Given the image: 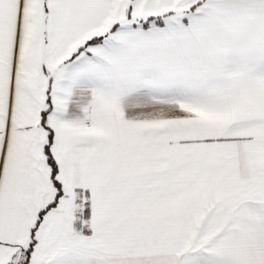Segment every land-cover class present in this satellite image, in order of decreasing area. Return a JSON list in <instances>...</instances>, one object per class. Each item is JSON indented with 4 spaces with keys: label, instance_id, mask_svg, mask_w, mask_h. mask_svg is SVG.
Wrapping results in <instances>:
<instances>
[{
    "label": "crops",
    "instance_id": "obj_1",
    "mask_svg": "<svg viewBox=\"0 0 264 264\" xmlns=\"http://www.w3.org/2000/svg\"><path fill=\"white\" fill-rule=\"evenodd\" d=\"M5 226L27 264H264V0H0Z\"/></svg>",
    "mask_w": 264,
    "mask_h": 264
},
{
    "label": "rangeland",
    "instance_id": "obj_2",
    "mask_svg": "<svg viewBox=\"0 0 264 264\" xmlns=\"http://www.w3.org/2000/svg\"><path fill=\"white\" fill-rule=\"evenodd\" d=\"M152 103L148 104L146 108L155 109L160 106L155 105L157 104L155 101ZM62 208L63 206H60L52 214H49L43 225H45V227H50V225L53 224L57 232H63L65 230L64 223H66L67 217ZM30 229V227H0V264H21L22 260H24L28 242L30 241Z\"/></svg>",
    "mask_w": 264,
    "mask_h": 264
},
{
    "label": "trees",
    "instance_id": "obj_3",
    "mask_svg": "<svg viewBox=\"0 0 264 264\" xmlns=\"http://www.w3.org/2000/svg\"><path fill=\"white\" fill-rule=\"evenodd\" d=\"M48 112V109L43 111L42 113V122L44 123L45 122V119H46V114ZM50 141H51V137L49 135V140L47 142V144L45 145V148H44V151H45V154H46V158H47V162L48 164L50 165L51 167V177H52V180H53V184L55 185V187L57 188L58 192L54 198V201L51 203L50 206H54L57 202V199L59 198V196L61 195V191H60V184L55 180V176H56V173H57V166H56V163L54 161V159L52 158V155L50 153ZM46 211V209H44L43 211H41L38 215V221L41 220L44 212ZM32 237L34 235V229L32 230ZM34 244H35V240L34 238H32V240L29 242L28 246H27V249L25 250V255H24V260L21 262V264H27L29 259H30V255H31V252L33 250V247H34ZM11 264V263H9Z\"/></svg>",
    "mask_w": 264,
    "mask_h": 264
}]
</instances>
